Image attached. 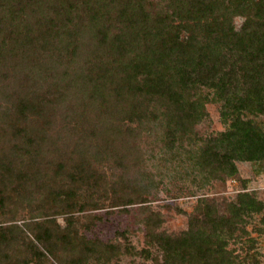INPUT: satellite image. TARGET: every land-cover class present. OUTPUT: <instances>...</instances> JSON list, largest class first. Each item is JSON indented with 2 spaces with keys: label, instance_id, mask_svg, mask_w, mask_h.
<instances>
[{
  "label": "trees",
  "instance_id": "obj_1",
  "mask_svg": "<svg viewBox=\"0 0 264 264\" xmlns=\"http://www.w3.org/2000/svg\"><path fill=\"white\" fill-rule=\"evenodd\" d=\"M27 47L64 68L85 51L95 57L75 80L89 98L86 116H70L69 140L48 134L65 105L63 87L57 84V98L27 90L15 97L3 128L9 145L0 152V216L13 212L0 219V264H110L120 257L119 244L81 232L91 221L81 224L75 213L102 208L103 193L113 206L134 203L100 165L111 157L123 162L117 144H129L150 103L166 104L169 135L185 134L204 113L202 100L188 93L206 87L222 102L229 128L209 138L202 163L236 174V161L264 159V128L253 117L264 115V0H0V64ZM22 59L50 69L34 55ZM20 204L29 212L23 222L15 217ZM263 208L248 191L228 213L200 199L186 230L150 229L157 254H140L153 264H236L229 240Z\"/></svg>",
  "mask_w": 264,
  "mask_h": 264
},
{
  "label": "rangeland",
  "instance_id": "obj_2",
  "mask_svg": "<svg viewBox=\"0 0 264 264\" xmlns=\"http://www.w3.org/2000/svg\"><path fill=\"white\" fill-rule=\"evenodd\" d=\"M241 22L242 18H236L237 25ZM21 51L22 56L20 52L13 56L8 54L0 64V152L9 145L3 128L8 125L9 116L13 115L15 97L20 92L27 90L47 98H57V84L63 87L61 89L64 90L59 89L63 92L59 98H66L63 100L65 105L62 103V107L56 111L54 124L48 133L57 141L60 136L69 140L71 135L66 130L71 131L70 116H74V119L82 113L86 116L83 102L89 98V93L86 85L82 87V83L76 84L75 80L92 66L95 56L85 51L77 64L64 68L43 51L35 53L33 47ZM23 54L34 55L36 65L47 63L44 67L50 66V69H35L25 61L27 58L22 59ZM63 71L67 73L63 74ZM62 74H68L65 80L61 79ZM188 94L190 99L199 97L202 100L204 113L187 133L169 135L166 104L150 103L145 107L146 118L141 123L133 124L136 132L130 137L129 144H117L119 154L124 157L123 162L120 164L111 157L100 165L108 182L121 181L116 185L117 190L130 195L134 203L113 206L112 199H105L103 193L100 195L102 208L75 213L81 224L91 221L90 229L80 225L81 232L89 238H101L120 245V257L110 264H153V258L140 254L144 248H150L154 253L152 256L157 254L148 242L149 230L176 234L186 230L200 199L214 203L221 213H228V204L236 201L242 191L250 192L264 203V159L236 161V174L214 170L209 163H202V151L209 138L227 130L229 122L224 121L222 102L215 98L212 90L203 87ZM80 103L81 109L78 107ZM72 106L73 109L77 107V114L70 110ZM253 117L264 128V115ZM29 120L31 123L32 119ZM112 195L109 192L108 196ZM14 210L19 222H23L21 218L29 214L24 204L17 205ZM12 214L11 211L2 214L1 221L8 220ZM96 215L101 219H95ZM64 217L62 214L56 215L62 224L65 223ZM242 227L237 232V238L229 240V248L240 255V261L236 264H264V208L246 216Z\"/></svg>",
  "mask_w": 264,
  "mask_h": 264
}]
</instances>
